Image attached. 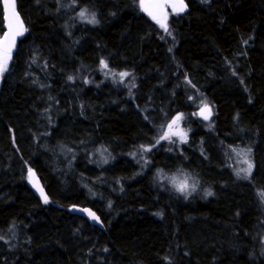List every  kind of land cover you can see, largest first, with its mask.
Segmentation results:
<instances>
[{
  "label": "trees",
  "instance_id": "1",
  "mask_svg": "<svg viewBox=\"0 0 264 264\" xmlns=\"http://www.w3.org/2000/svg\"><path fill=\"white\" fill-rule=\"evenodd\" d=\"M184 1L158 23L141 0H15L25 31L0 73V264H264V0ZM181 114L187 141L159 139ZM232 147L250 151V175L228 165ZM170 170L200 191H175L160 180Z\"/></svg>",
  "mask_w": 264,
  "mask_h": 264
},
{
  "label": "water",
  "instance_id": "2",
  "mask_svg": "<svg viewBox=\"0 0 264 264\" xmlns=\"http://www.w3.org/2000/svg\"><path fill=\"white\" fill-rule=\"evenodd\" d=\"M165 1L171 5L175 3L177 6H179L180 0H143L141 1V7L145 15L150 18L153 21H163L166 17L167 14V8L165 6ZM184 5H186L185 1L183 0ZM143 5V6H142ZM148 7V11H145V7ZM1 9H2V22H3V33L0 37V42L3 41V38L5 37L6 34H8L11 30L9 28V23H10V17H11V9L8 8L6 9L4 7V2L1 0ZM174 10V9H173ZM175 11V10H174ZM187 11V5L185 7V10L183 12H177L179 14H182ZM15 12L18 13L16 9V2H15ZM149 12H152L153 15H155L156 19H153L152 15H149ZM19 15V13H18ZM19 20L22 22L23 29L25 31V25L19 15ZM13 27L18 29V25H16L15 21H12ZM23 31V35H24ZM23 35H19L15 37L14 44L12 46V51L11 54H13L17 48L18 41L23 37ZM9 43H11V39L9 40ZM0 47H2V44H0ZM208 109L209 106H207ZM209 114V111L204 108L203 111V116H207ZM27 184L32 191V193L38 198L40 202H45L44 197L46 196L48 198V195L42 185L41 180L37 176L35 170L32 168H28L27 170ZM43 193V194H42ZM68 211L74 215H77L79 217H82L88 224L98 227L99 229L103 230L104 229V224L101 219V217L89 206H80V205H70L68 207ZM94 214L95 218H93Z\"/></svg>",
  "mask_w": 264,
  "mask_h": 264
},
{
  "label": "snow or ice",
  "instance_id": "3",
  "mask_svg": "<svg viewBox=\"0 0 264 264\" xmlns=\"http://www.w3.org/2000/svg\"><path fill=\"white\" fill-rule=\"evenodd\" d=\"M3 2H4V7L6 9H8V8L11 9V17H10V23H9V28L11 31L8 34H6L5 37L3 38V41L0 42V44H2V47H0V73H3L7 69L8 61L11 59V51H12V46L14 44L15 37L19 36V35H23V31H24L23 26H22V22H20V20H19V15H18V13L15 12V0H3ZM74 2H75V0H74ZM144 7H145V11H148V7L147 6H144ZM171 7L177 12H183L185 10L186 5H184L183 0H180L179 6H177L175 3H173V4H171ZM85 13H86V10L80 12L81 18L87 19ZM149 15H152L153 19H156L155 15H153L152 12H149ZM13 20L15 21L16 25L19 26L18 29L13 27V24H12ZM89 22L93 23V24L98 22L95 19V14L92 15ZM157 22L161 23V21H159V20H157ZM161 26L164 27L165 30H167L166 24H162ZM10 39H11V43H9ZM101 64L103 65V67L107 68V64L103 60L101 61ZM119 75L121 77H125V76H128L129 73L121 72ZM69 79H72V77H69ZM205 109H207L209 111V114H210V109L207 108V105H205ZM201 114H203V112ZM182 118H183L182 114L175 117L173 119L172 123L168 125L169 131L166 132L164 135H162L160 137V139L161 140L171 139L172 135H180L182 140L186 139V133H180V132H173L172 131L173 125L177 124ZM204 118L207 119L208 116H205ZM157 143H159V140H157ZM148 150L149 149H145V151H148ZM251 169H252V165H251V163H248V168L243 170L246 176L250 175ZM238 175H239V173H238ZM173 183L176 186L177 191H179L181 193L194 191L195 187H196L195 183H192L190 185L188 183L187 179L179 182V184H176L175 181H173ZM211 194L212 193H210V192L208 193V195H211ZM44 199H45V202H47L46 196L44 197ZM90 215H93V218H95L94 214L90 213Z\"/></svg>",
  "mask_w": 264,
  "mask_h": 264
},
{
  "label": "rangeland",
  "instance_id": "4",
  "mask_svg": "<svg viewBox=\"0 0 264 264\" xmlns=\"http://www.w3.org/2000/svg\"><path fill=\"white\" fill-rule=\"evenodd\" d=\"M143 1V0H141ZM165 6L168 7V9L173 10V8L171 7V5H169L166 1H165ZM86 10L85 8L83 9H80L78 12H77V18L80 20V21H85V22H89V20L91 19L93 13L90 12L89 10H86V17L87 19H84V18H81L80 16V12L81 11H84ZM163 22V21H161ZM90 23V22H89ZM12 56V54H11ZM10 61V60H9ZM8 61V63H9ZM8 65V64H7ZM113 76V75H112ZM113 80H121L122 77L120 75H118V77H116L115 75L113 76L112 78ZM204 108H205V104H202L198 110V113L200 116H203L201 113L204 111ZM209 116V114L207 115ZM177 117V116H175ZM174 117V118H175ZM172 118L161 130L160 132V137L162 135H164L166 132L169 131L168 129V125L172 123L173 119ZM172 131L173 132H180V133H186L185 129L182 127L180 121L173 125V128H172ZM160 139V138H159ZM172 139H176V141L178 143H185L187 141V133H186V139L182 140L181 139V136L180 135H172L171 139H168V140H172ZM100 156H101V153H100ZM229 161H228V165L230 164L231 165V168L232 170L234 171V173L236 175H239L240 177H246L245 173H244V169H247L248 168V163H251L252 165V169H253V161H252V157H251V153L248 149H244V148H241V147H232L231 150L229 151ZM108 159V158H107ZM251 169V171H252ZM173 170V169H171ZM171 170L169 172L165 171V174H163L161 177H160V180H164L165 182H167L172 188L175 189V191H177L176 189V186L174 185L173 181H175L176 184H179V182L187 179L188 183L191 185L192 183H195L196 187H195V190L194 191H189V192H186V193H181L179 192L181 195H191V194H194V193H197L200 191V188H201V185H202V181L199 177H196V176H192L186 172H183V171H174V173H172L171 175H168ZM167 176V177H166ZM248 176V175H247ZM263 201H264V198H262Z\"/></svg>",
  "mask_w": 264,
  "mask_h": 264
},
{
  "label": "bare ground",
  "instance_id": "5",
  "mask_svg": "<svg viewBox=\"0 0 264 264\" xmlns=\"http://www.w3.org/2000/svg\"><path fill=\"white\" fill-rule=\"evenodd\" d=\"M82 218V217H81Z\"/></svg>",
  "mask_w": 264,
  "mask_h": 264
}]
</instances>
